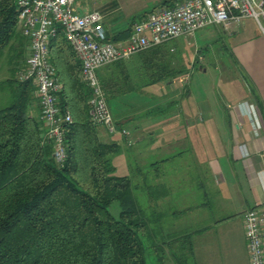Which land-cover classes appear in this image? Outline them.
<instances>
[{"label": "trees", "instance_id": "trees-1", "mask_svg": "<svg viewBox=\"0 0 264 264\" xmlns=\"http://www.w3.org/2000/svg\"><path fill=\"white\" fill-rule=\"evenodd\" d=\"M143 16L108 38H127ZM28 43L15 0H0V60L8 58L15 71L5 80L11 85V101L0 109V264H149L152 248L164 253L157 264H190L186 251L193 247L191 235L173 232L163 242L158 239L152 186L143 189L138 183L137 167L136 181L117 174L112 156L122 146L102 139L91 120L92 91L61 32L51 41L50 57L63 83L59 105L70 110L72 122L66 133L67 159L63 165L55 161L53 144L44 139L36 86L32 79L18 78L26 66ZM172 51L164 43L142 51V74L137 76L124 59L107 65L99 77L108 101L183 74L186 69ZM251 92L264 117L261 97L253 87ZM114 201L120 203L119 218L109 210ZM174 248L177 254L171 253Z\"/></svg>", "mask_w": 264, "mask_h": 264}, {"label": "crops", "instance_id": "crops-1", "mask_svg": "<svg viewBox=\"0 0 264 264\" xmlns=\"http://www.w3.org/2000/svg\"><path fill=\"white\" fill-rule=\"evenodd\" d=\"M75 6L80 12H89L86 3L76 0ZM107 18V13H103L104 26L112 36L114 33L112 23ZM253 21H255L253 18L247 17L241 23H233L228 28L214 25L236 38V42L231 45V53L244 73H239L241 78L238 80L243 92L231 99L233 104L228 103L227 106L217 104L211 107L209 104L203 105V99L191 104L192 92L185 91L173 95L179 88H186L191 82L195 74L194 67L188 68L173 79L146 84L134 90L147 93L150 97L152 95L150 106L158 102L155 92L164 88H167L163 94L166 96L164 100L175 101L179 96L183 98L181 106L175 104L173 109H170L169 120L167 119L169 125L171 119L172 122L175 121L177 130L175 135L169 127V134L166 135L171 137L158 136L161 127L154 121L153 124L145 125L146 122H143L136 126V136L141 135L142 140L145 139L151 145L149 156L139 151L138 147L135 148L134 155L138 158L136 167L140 171L138 183L143 189L152 186L151 203L159 214L154 219V224L157 228L156 234L161 238H166L174 232L178 235H191L192 239L193 233L196 232L191 230L194 220L173 219L174 215L181 216L192 210L195 205L193 202L198 197L196 195L198 190L200 196L204 198L203 204H207L213 210H221V216L219 213L213 215L210 225L211 223L224 225L228 221L231 214L223 216L222 212L232 206L231 199L236 203V214L241 213L243 216L249 208L264 203V126L260 135L256 136L252 130L250 117L244 114L240 107L244 102L256 104L251 92L252 87L258 92L264 105V33L261 30L257 32L249 29ZM223 50L224 48L218 50L221 56ZM27 52L29 54L28 45ZM142 57V53L139 52L127 60L135 76L137 73L142 74L140 65ZM201 71L205 72L207 69L203 66ZM178 111L182 113L180 121L175 120ZM153 112H156L155 107H148L142 115H150ZM134 116L114 118L119 127L127 128V121ZM261 117L264 125V117L262 115ZM98 129L102 139L115 140L120 145L123 143L132 147L140 140L139 137L133 139V132L128 128L131 131L130 136H122L120 133L112 135L101 126ZM145 133H149V136L144 137ZM120 153L124 154L123 151ZM145 156L149 159L151 157L147 168L141 165L148 162L143 159Z\"/></svg>", "mask_w": 264, "mask_h": 264}, {"label": "built area", "instance_id": "built-area-1", "mask_svg": "<svg viewBox=\"0 0 264 264\" xmlns=\"http://www.w3.org/2000/svg\"><path fill=\"white\" fill-rule=\"evenodd\" d=\"M76 0H15L22 34L29 39L26 66L18 72L20 80L32 79L36 86L44 139L53 144V157L63 165L68 156L66 133L72 122L70 110L59 105L63 83L50 57V45L60 32L73 46L82 64L81 78L90 87V116L94 124L114 135L130 136L118 126L102 86L98 69L120 59L163 44L200 28L222 25L226 28L254 18L264 33V0H179L156 7L135 21L130 35L111 41L99 10L80 12ZM251 119L253 133L263 129L258 106L240 105ZM244 228L250 264H264V203L244 213Z\"/></svg>", "mask_w": 264, "mask_h": 264}, {"label": "rangeland", "instance_id": "rangeland-1", "mask_svg": "<svg viewBox=\"0 0 264 264\" xmlns=\"http://www.w3.org/2000/svg\"><path fill=\"white\" fill-rule=\"evenodd\" d=\"M164 1L165 0H77V2L86 3L88 11L98 9L102 14L106 12L108 15L107 20L112 23L114 32L128 27L131 20L135 17H141L156 7L169 5L179 0H166L168 1L166 3ZM250 25V30L257 32L261 30L256 20L251 22ZM233 42H236L234 36L224 33L223 29L214 25L200 28L195 31L193 35H182L165 42V47L174 48L172 54L176 59H180L184 63V69L187 70L188 68L194 67L193 73H195L186 88H179L177 93H173V95L185 91L192 92L193 97H191V104H193V102L196 103L197 100L201 101L202 99L203 105L209 104L211 107L217 106V104H221L222 106H227L228 103L233 104L231 99L235 97L236 94H241L243 92L238 80L241 78L240 74L244 73L231 53V45ZM219 48H224L222 56L219 54ZM129 59H125V61L127 62ZM203 66L207 71H201V67ZM107 67L108 66L99 68L98 73L104 72ZM14 76V63L10 62L8 58L3 57L0 60V109L8 105L11 101V85L6 83L5 80ZM146 90L149 91V89ZM166 90L167 88H164L159 92H155L158 102L156 101L153 106L149 105L150 101L153 100L152 95L150 97V95L141 91H132L125 95L110 99L109 105L115 117L135 115L134 118L127 121L126 125L127 128L133 132V139L140 138L138 144L136 143V145L134 144L132 147H129V145L125 146L122 143L121 151H123L124 154L116 153L112 156V161L117 167V174L129 175L136 181V170L133 168L137 165L138 158L134 155L135 148L138 147L139 151H143L144 155L149 156L148 151L151 145L148 144L145 139L142 140L141 135L136 136V126L139 123L146 122L145 125H149L148 123L153 124L154 121L161 127L158 136L162 138L171 137L166 135V133L169 134V127H171L173 135L177 133L175 121L172 122L173 119H171L169 125V111L173 109L175 104L181 106L183 98L179 96L175 98V101L164 100L166 96L163 94ZM148 107H155L156 112L150 115H142L146 112ZM181 115L182 113L178 111L175 120L180 121ZM213 119H215V117ZM147 135L149 136V133H145L144 137ZM147 156L142 158L148 162L141 164L146 168L151 159V157L150 159L146 158ZM196 195L198 197H196L193 202L195 205H193L192 210L181 216L174 215L173 219L174 221H180V219L188 220L190 218L194 220V224L191 227L192 231H196L193 233L194 235L191 239L193 247L192 249L188 247L186 251L188 255L187 259L190 264H245V262L249 264L250 256L245 235L244 216L241 213L236 214V203L234 199L229 197L231 199L230 201H232V206L226 208L222 212L224 213L222 214L223 216L231 214L228 221L225 222L224 225H213L212 223L210 225V219H212L213 215L216 216V213H219V216H221V210H213L207 204H203L204 198L200 196L199 190L196 192ZM109 210L115 217L119 218L121 211L119 201H114L109 206ZM162 238L158 237V239L163 242ZM153 242L152 239V243ZM175 250L176 248L170 251L171 253H176L177 251ZM160 255L162 256L164 253L162 251L156 253V251H153V248L152 250L150 249V254H148L149 264H157V258Z\"/></svg>", "mask_w": 264, "mask_h": 264}]
</instances>
